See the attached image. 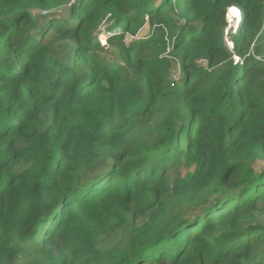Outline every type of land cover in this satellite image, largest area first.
<instances>
[{"label":"trees","instance_id":"obj_1","mask_svg":"<svg viewBox=\"0 0 264 264\" xmlns=\"http://www.w3.org/2000/svg\"><path fill=\"white\" fill-rule=\"evenodd\" d=\"M0 264H264V0H0Z\"/></svg>","mask_w":264,"mask_h":264},{"label":"rangeland","instance_id":"obj_2","mask_svg":"<svg viewBox=\"0 0 264 264\" xmlns=\"http://www.w3.org/2000/svg\"><path fill=\"white\" fill-rule=\"evenodd\" d=\"M236 14H237V16L234 17ZM228 16H229V14H228ZM239 17H240V12L239 11H236V12H233L232 11L230 13L229 19L227 18V21L229 23L228 29H230V27H232V30L230 32L231 34H235V32L237 31L235 28H233V26H235V23H236V22L234 23V20L233 19L234 18L235 19H239ZM227 30H226V36H227V34H229ZM145 31L148 32V27L145 29ZM100 41H101L102 44H104L107 41V38L105 37L104 32L101 33V39H100ZM226 41H227L228 46L231 48L232 47V46H230V44L232 45L231 35L230 36H227ZM240 61H241V59L239 57L235 58V63L239 64ZM202 65H204V64H202ZM174 79H175V81H178L179 80V75L177 77H175Z\"/></svg>","mask_w":264,"mask_h":264},{"label":"clouds","instance_id":"obj_3","mask_svg":"<svg viewBox=\"0 0 264 264\" xmlns=\"http://www.w3.org/2000/svg\"><path fill=\"white\" fill-rule=\"evenodd\" d=\"M238 8V7H237ZM231 9V8H230ZM230 9H229V11H230ZM238 11L240 12V20H239V24H238V27L237 28H235L234 26H233V28H235L237 31L235 32V33H237L238 32V28H239V25H240V22L242 21V12H241V10L238 8ZM228 14H229V12H228ZM227 18L229 19V16H227ZM234 20V22H237L238 20L237 19H233ZM231 30H232V27H230V29H228L227 31H228V33H230L231 32ZM104 32V31H103ZM231 34V33H230ZM104 35H105V33H104ZM100 36H101V34H100ZM106 37V36H105ZM231 41H232V39H231ZM233 42V41H232ZM106 43V42H105ZM233 45H234V43H233ZM234 46H233V48H231L232 50H234ZM237 58V57H236ZM236 64V63H235Z\"/></svg>","mask_w":264,"mask_h":264},{"label":"built area","instance_id":"obj_4","mask_svg":"<svg viewBox=\"0 0 264 264\" xmlns=\"http://www.w3.org/2000/svg\"><path fill=\"white\" fill-rule=\"evenodd\" d=\"M104 33H105V31H104ZM235 34H236V33H235ZM128 40H129V39H128ZM128 40H127V41H128ZM230 46H232L231 48H233V46H234V45H233V42H232V45L230 44ZM203 63H204L203 61H200V62H199V65H202ZM236 64H237V63H236Z\"/></svg>","mask_w":264,"mask_h":264},{"label":"bare ground","instance_id":"obj_5","mask_svg":"<svg viewBox=\"0 0 264 264\" xmlns=\"http://www.w3.org/2000/svg\"><path fill=\"white\" fill-rule=\"evenodd\" d=\"M232 12V9H230V11H229V16H230V13ZM235 17V16H234ZM235 23V22H234Z\"/></svg>","mask_w":264,"mask_h":264}]
</instances>
